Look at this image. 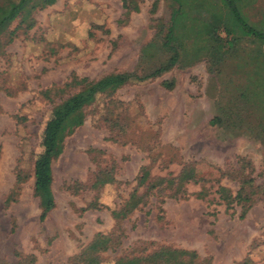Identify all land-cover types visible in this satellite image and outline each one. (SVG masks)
<instances>
[{
  "label": "rangeland",
  "instance_id": "rangeland-1",
  "mask_svg": "<svg viewBox=\"0 0 264 264\" xmlns=\"http://www.w3.org/2000/svg\"><path fill=\"white\" fill-rule=\"evenodd\" d=\"M126 1L123 9L120 0H56L34 11L33 27L16 30L1 50L0 264L29 258L32 264H111L158 247L193 251L203 264H264L260 195L239 219V207L226 211L215 193L223 186L234 194L232 177L244 163L254 185L264 181V43L239 39L237 30V41L221 51L202 35H188L184 52L166 73L114 85L83 107L81 125L65 137L50 164L54 207L38 220L32 167L41 131L51 107L77 88L58 90L72 76L112 80L121 72L149 71L168 56L158 46L170 1ZM181 5L185 21L199 28L208 12L218 11L216 4L196 0ZM239 10L246 24L264 33V0H243ZM16 26L13 21L7 31ZM244 85L255 105L240 108L237 116L247 112L254 119L250 133L243 131L247 122L225 115L240 110L233 106ZM215 117L221 124L211 123ZM186 165L205 182L184 185V198L147 191L146 185L135 188L141 167L149 184L176 178ZM16 174L22 178L18 185ZM200 189L203 200L194 197ZM132 192L139 201L131 198L128 214L114 219ZM97 233L107 236L108 250L88 248Z\"/></svg>",
  "mask_w": 264,
  "mask_h": 264
},
{
  "label": "trees",
  "instance_id": "trees-1",
  "mask_svg": "<svg viewBox=\"0 0 264 264\" xmlns=\"http://www.w3.org/2000/svg\"><path fill=\"white\" fill-rule=\"evenodd\" d=\"M55 1L56 0H0V53L2 48L12 41L16 30H22L24 32L33 27L34 20L32 14L34 11L51 6ZM120 1L123 9H126L127 1ZM128 1V3H131V0ZM169 1L171 9L168 23L164 28L163 41L158 46L162 53L168 55L163 62H159L149 71L136 72L132 70L129 72H121L112 80L102 78L98 81H89L85 78L76 79L72 76L69 81L58 90L62 91L64 89L77 88L75 92L67 95L51 107L49 117L44 123L41 131L39 141L40 152L35 156L32 167V195L38 201V208L40 211L38 216L39 221H43L46 214L54 207L53 196L50 189V164L60 155L65 137L73 128L81 125L82 121L79 112L83 107L91 105L97 96L112 91L117 86L142 83L156 79L163 73H166L177 63L180 55L179 53L183 51L185 46L184 40L188 35H192L194 38H198L202 35L205 38L203 42L215 46L217 51L233 46L238 39L235 37L236 30L241 36L239 39L255 38L264 43V33L256 31L250 25L246 24L244 16L240 13L239 9L242 7L243 0H216V3L214 0H196L200 4L207 3L211 8L216 7V4L218 10L215 13L214 11L211 13L208 12L206 15L210 17L200 28L197 26L198 24H195L194 20L191 22L185 21L181 0ZM184 2H186V0H184ZM191 7L194 9L193 4H191ZM217 13H221V17L215 16ZM13 21H17V26L13 30L7 31L9 25ZM220 33L224 35V41H221L219 36ZM151 44L153 46L154 42L148 44V46ZM141 51L140 56L141 59H143L144 49ZM162 85L167 89L172 87L171 82H163ZM249 93H251L250 88L244 85L236 96L237 100L233 108H241L244 112L246 109L250 110V102L254 105L255 103L249 98ZM241 109L237 110L235 114L229 109L228 113L225 115H227V118L232 115L233 120L236 119L237 123L247 122V125L243 127V131L250 133L252 132L251 123H253L254 119L247 112L242 114L244 116H242V118L237 116L239 111H242ZM211 123L221 124V121L215 117L212 119ZM229 123L232 126H237L235 121H230ZM257 126L261 129L263 127L260 122L257 123ZM245 166V163L240 164L234 171L236 176L232 177V179L237 182V189L234 194L223 186H217L215 190L218 202L224 206L226 211L231 209L232 205L239 207V219L244 217L245 213L251 207L254 197L257 195H260V201L262 202L264 211V181L261 185H254V179L248 175V172L244 173ZM138 172L139 175L135 179V188L146 185L145 189L147 191L156 190V193H164V191L168 190V197L171 198H184L185 191L182 187L188 183L202 186L203 182H205L202 178L196 176V172L192 165L184 166L179 171L176 178L156 179L149 184H145L148 177L147 169L141 167ZM220 175L223 177L225 174L222 172ZM21 179V175L16 174L14 184L18 185ZM203 191V189H200L194 197L203 200L206 196ZM133 196L134 194L132 192L127 202H125L122 207L124 210L113 214L114 219H122L128 214L131 209L129 207V200L131 198L137 202L139 201L137 197L135 198ZM88 248L98 252H104L109 249V240L107 236L97 233L93 236ZM135 251L136 249L132 252ZM14 264H32V258ZM111 264H203V260H199L193 251L158 247L145 255L142 253L132 255L130 253L128 256L125 255L117 258Z\"/></svg>",
  "mask_w": 264,
  "mask_h": 264
}]
</instances>
